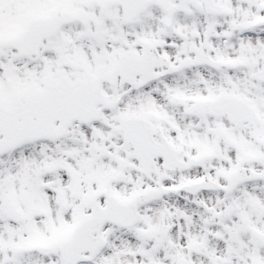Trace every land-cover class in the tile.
<instances>
[{
	"label": "flooded vegetation",
	"instance_id": "1",
	"mask_svg": "<svg viewBox=\"0 0 264 264\" xmlns=\"http://www.w3.org/2000/svg\"><path fill=\"white\" fill-rule=\"evenodd\" d=\"M213 1L219 8L205 0H0V120L13 119L15 100L39 96L60 80L86 81L102 92L91 97L97 119H77L68 129L81 138L86 133L78 152H90L84 160L92 177L106 184L95 191L107 193L85 194L68 219L61 217L57 264H230L177 252L128 255L198 243L209 249L213 241L177 232L163 212L192 205L209 220L238 200L232 212L243 213L239 199L249 194L244 182L229 185L227 170L236 162L248 173L264 171V44L256 37L264 23H256L255 3ZM64 135L32 141L58 154ZM135 135L141 153L130 139ZM6 153L13 166V148ZM251 184L264 190V177ZM146 188L161 193L137 203L131 224L106 221L91 260L63 255L72 230L108 195L126 201ZM96 222L87 221L83 245H95ZM243 241L257 248L256 237ZM0 264H13V253Z\"/></svg>",
	"mask_w": 264,
	"mask_h": 264
},
{
	"label": "rangeland",
	"instance_id": "2",
	"mask_svg": "<svg viewBox=\"0 0 264 264\" xmlns=\"http://www.w3.org/2000/svg\"><path fill=\"white\" fill-rule=\"evenodd\" d=\"M231 2H236V0H228ZM235 6V4H231ZM254 10L256 11L257 16L264 15V0H257V4H254ZM258 33L262 32L261 28H257ZM259 45L264 44V34H261L260 38H258ZM80 136H71L70 142H65L63 145L64 152L61 151L58 154H54L52 151H48L46 146H42L39 151V155L36 157L26 156L28 153V144H22L17 150L13 151V178L11 177L12 169L11 165L7 163L5 166L0 167V195L2 194L4 197L12 198L13 194V202L15 205L23 211L25 214H31V211L41 207L48 209L46 219L38 220L36 222H32L29 219L23 220L19 222V224L13 223V257H19L17 259L13 258V264H47L49 262H54L53 258L57 257V252L55 254H42L38 252H32L31 244L44 241L41 234L53 233L54 236H58V224L60 213L67 214L68 207L66 203H71L75 200V196L82 192V188L86 189L84 193H88L91 191L92 186H97L95 182L84 181L86 179L91 178L92 173V165L89 161H87L84 165L76 166L73 169V173L68 169L67 172L59 171L54 174L46 175L44 169L43 174L39 178V173L41 172V166H43L47 161L55 159L58 157H67L71 161V166L75 165V162L81 160V156L77 153L76 150H79L84 144H86L85 139H82V142H77V140L81 141ZM80 146V147H79ZM52 149V148H51ZM76 149V150H75ZM49 152V157H48ZM61 153V154H60ZM16 154H20L21 156L16 158ZM41 157L44 159L42 160ZM53 158V159H52ZM9 162V159L7 160ZM43 164V165H42ZM67 170V169H66ZM237 170L236 162H234L227 170V174L231 175ZM72 174V175H71ZM11 178L13 179V187L11 183ZM49 180H53V185L50 188H47V182ZM82 180L84 182H82ZM41 181V182H40ZM113 182V181H111ZM117 182V180H114ZM41 183V185H39ZM82 183V184H81ZM113 188H116L113 186ZM249 193L250 201L251 194L253 192H257L256 194L260 197L264 196V190H255V186H246ZM13 191V193H12ZM64 195V196H63ZM255 201V200H254ZM247 200L241 198L239 199L240 207L243 211V214L240 219H233V213H223L222 216L216 218V223L211 224L209 227L206 226L207 218L201 216V213L196 212V207L192 205H184L179 207L180 212H176L175 210H166L163 212L164 216L170 220L173 219V224L177 232L183 233L189 237L199 236L195 238L196 240H201L203 235L211 242L209 246L208 252L201 256L198 254H191L190 247H185L182 245H176L175 250L180 256H189V257H198V258H206V257H222L224 259L218 260V262H225L230 264L236 263H247V264H255L258 262L264 261V246H260L259 248H253L252 245H249L246 248L240 247L238 245L233 244L235 240L239 239L240 236H244V233L240 232V228H232L234 227H243V226H259L260 230H264V217L260 213L258 214L257 219L251 216L253 211V206L246 205ZM246 205V206H245ZM73 207V206H72ZM2 206L0 205V209ZM167 208H169L167 206ZM257 210H263L264 213V205L256 206ZM185 210H189L185 212ZM69 214V213H68ZM183 214L184 220H181L180 215ZM229 215H232V217ZM229 217V218H228ZM233 220V222H232ZM228 221V222H227ZM209 222H211L209 220ZM231 222V223H229ZM227 223L228 226L226 225ZM8 225L2 216V212L0 211V236L6 233ZM218 230L219 235L215 233V230ZM224 229V230H223ZM248 229H246L247 231ZM252 230L251 235L255 236L261 243H264V235L261 232L260 236L257 237L258 232L255 234L254 229ZM6 240V239H5ZM7 241H11V237L7 238ZM27 242L25 247H23L22 243ZM243 238L240 239L239 244L243 245ZM157 253H154V249L148 248H135L129 249L128 255L130 256H149V254H154L155 256H163L167 253L172 254L171 248H159L156 250ZM135 253H139L135 254ZM28 254V255H27ZM45 256L49 257L43 258ZM256 256L258 258H256ZM24 258L23 260L21 258ZM248 257L247 260H243V258ZM205 262L204 260H199V263Z\"/></svg>",
	"mask_w": 264,
	"mask_h": 264
},
{
	"label": "water",
	"instance_id": "3",
	"mask_svg": "<svg viewBox=\"0 0 264 264\" xmlns=\"http://www.w3.org/2000/svg\"><path fill=\"white\" fill-rule=\"evenodd\" d=\"M45 129H46V128H45ZM19 135L24 136L25 134L22 133V134H19ZM13 137H14V136H13Z\"/></svg>",
	"mask_w": 264,
	"mask_h": 264
},
{
	"label": "bare ground",
	"instance_id": "4",
	"mask_svg": "<svg viewBox=\"0 0 264 264\" xmlns=\"http://www.w3.org/2000/svg\"><path fill=\"white\" fill-rule=\"evenodd\" d=\"M217 232V231H216Z\"/></svg>",
	"mask_w": 264,
	"mask_h": 264
}]
</instances>
